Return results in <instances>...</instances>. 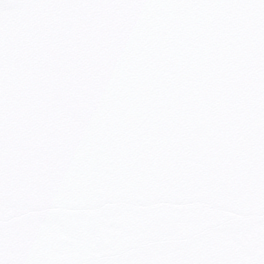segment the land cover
Listing matches in <instances>:
<instances>
[{
	"label": "snow or ice",
	"instance_id": "obj_1",
	"mask_svg": "<svg viewBox=\"0 0 264 264\" xmlns=\"http://www.w3.org/2000/svg\"><path fill=\"white\" fill-rule=\"evenodd\" d=\"M0 264H264V0H0Z\"/></svg>",
	"mask_w": 264,
	"mask_h": 264
}]
</instances>
